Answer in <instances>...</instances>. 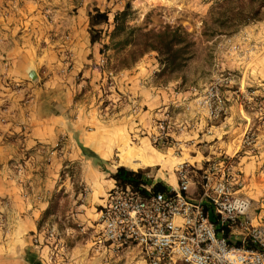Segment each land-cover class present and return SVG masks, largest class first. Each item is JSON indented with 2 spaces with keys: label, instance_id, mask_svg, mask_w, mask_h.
Wrapping results in <instances>:
<instances>
[{
  "label": "crops",
  "instance_id": "crops-1",
  "mask_svg": "<svg viewBox=\"0 0 264 264\" xmlns=\"http://www.w3.org/2000/svg\"><path fill=\"white\" fill-rule=\"evenodd\" d=\"M89 1L0 0V211L14 238L0 241V264H24L12 256L17 253L15 243L22 253L32 251L26 233L39 230L37 219L51 202L52 193H58V215L67 217V202L76 198L74 186L79 184L88 187L82 216L89 215L86 223L93 227L91 250L95 251L92 243L100 228L97 209L114 184L108 173L119 165L129 167L120 158L126 151L147 156L148 164L134 170L161 162L148 155L157 152L148 132L165 106L183 114L176 116L182 129L173 132L181 150L169 158L170 168L182 160L199 162L211 153L237 152L238 168L248 185L254 172L264 168V129L252 146L240 145L251 118L237 101L238 92L248 83V70L241 60L228 63L239 75L233 89L228 85L232 87L222 90L227 115L212 122L192 105L183 109L186 91L175 88L176 77L164 85L153 78L157 70L154 53L145 54L130 68H100L99 43L89 41L86 11L108 3ZM161 1L156 3L176 0ZM29 69L34 79L28 78ZM251 77L255 81L264 78V71ZM107 78L111 86L105 84ZM104 101L110 102L108 111H102ZM59 137L60 151L47 154ZM185 139L188 144L182 143ZM80 145L100 163L83 155ZM67 163L72 174L60 176ZM155 175L165 182L160 169ZM32 256L40 264H53L47 261L44 248Z\"/></svg>",
  "mask_w": 264,
  "mask_h": 264
},
{
  "label": "built area",
  "instance_id": "built-area-1",
  "mask_svg": "<svg viewBox=\"0 0 264 264\" xmlns=\"http://www.w3.org/2000/svg\"><path fill=\"white\" fill-rule=\"evenodd\" d=\"M219 77L202 89L189 87L183 109L192 105L209 120L225 117L221 83L226 78L229 81L231 75ZM106 85H112L111 79ZM260 90L264 95V82ZM245 95L244 89L238 92L240 105ZM258 109H262L261 103ZM173 125L165 106L161 116L153 120L149 140L166 144ZM177 128L181 130L182 125ZM253 138L252 130L245 129L241 147L251 144ZM237 157V152L217 153L203 158L198 166L177 162L173 166L174 186L167 194L152 191L151 184L141 185L145 194L113 184L97 209L100 228L92 243L95 251L115 258L133 250L140 258L135 264H264V204L261 201L251 213V200L239 193L242 172ZM196 184L197 193L189 195L190 185ZM205 205L215 222L208 220Z\"/></svg>",
  "mask_w": 264,
  "mask_h": 264
},
{
  "label": "rangeland",
  "instance_id": "rangeland-1",
  "mask_svg": "<svg viewBox=\"0 0 264 264\" xmlns=\"http://www.w3.org/2000/svg\"><path fill=\"white\" fill-rule=\"evenodd\" d=\"M241 1L246 2V0ZM89 2L93 4L94 1L90 0ZM106 2L109 5L107 4V6L103 8L109 9L120 8L125 2H128L130 10L132 11L131 17L128 21L130 25H140L145 26L146 28H159L167 23L169 25H179L187 34H189L194 43V53L187 61L182 74L176 77L177 82L175 84V88L178 91H186L191 86L196 89H202L205 85L212 82L217 76H220L219 78H224L226 73H230L231 77L229 81L227 78L222 80L221 92L222 90L229 89L232 86L233 89L234 86L237 85L235 82L239 73L236 68L230 67L228 63L231 62V60H241L243 62V66H245L248 70V83L247 85L244 83L245 87L243 89L245 90L246 95L242 98V107L251 117L247 119L245 129L250 128L254 136L253 142L244 147H249L254 144L257 133L261 130L263 131L264 129V122L262 123L264 120V95L260 90L261 83L264 82V78H258V80L255 81L251 77L258 70L262 69L264 71V16L259 20L249 21L239 26L231 33L208 35V30L216 28V23L212 22L211 18L208 16L209 9L215 2H218V4L221 3V0H176L174 2L164 1V3H156L158 0H104V3ZM159 2L163 1L159 0ZM254 4H256V0H254L253 5ZM215 17L219 18L218 15ZM103 28H105L104 25ZM111 53V50L106 51V54ZM148 53L152 54L154 52ZM100 59L104 60V56L100 55L99 60ZM101 65H104V62L101 64L98 61V66ZM156 68L157 70L153 73V78L161 85H164L167 81L172 79L170 78L164 81L163 79L157 78L155 74L158 71V64ZM107 80L108 78L106 79L105 84H107ZM228 85L232 86L228 87ZM238 99L240 98L237 97V101H239ZM260 103L262 106L261 110L258 109ZM109 105L110 102L108 101L102 102V111H106ZM166 107L169 110L171 121L174 123L171 128V138L163 145L153 144L149 140L152 147L157 152L148 155L151 159L156 157V159L161 162L157 165L148 167L145 173L152 179V181H155L157 180V176L155 174L160 169V172L164 175V183L170 187V184L174 186V164L171 168L167 164L170 163L169 158L177 155L176 153H179L181 150L180 146L178 147V145H175L173 132H180L177 126L181 123L178 122L176 116H180L182 112L181 110H175L172 106ZM223 119L224 117H221L210 121L220 122ZM151 125H153V121ZM151 130L152 127L150 131ZM150 131L148 132V135ZM262 140L264 149V137H262ZM188 142L189 139L182 141L183 144H188ZM61 147L62 137H59L57 138L56 144L53 146L52 150H49L47 154H50L53 151L58 153ZM216 154L217 153H211L206 157H212ZM162 160H165V163ZM202 160L203 159H200L198 162L197 159H194L187 162H193L195 166H198ZM65 173L67 176L72 174V170L70 169V165L68 163L67 172ZM245 183L246 182L242 172V184L238 188L239 193L247 196L251 200V213H255V206L259 205L261 201L264 204V168L263 170L262 168H259L254 172L251 184L248 185L247 182L246 185ZM74 187L76 198L71 199L69 203L67 202V217L58 215V198H56L54 200L56 201L54 211L40 222L39 230L33 233H26L29 242L27 247L33 252L30 250L28 251L27 249L22 253L20 252V246L15 243L14 247H16L17 253L12 256L21 259L24 264H27L24 260L26 253L29 255L37 254L38 256L41 249L44 248L46 249L47 261L53 264H60L65 261H67V264L139 263L140 258L133 250L131 252H126L125 255L115 258H104L96 251L91 250L93 227L86 223V218H89V215L82 216V205L85 203V196L87 195L88 187L82 184L75 185ZM197 191V184L195 186L190 185L188 191L189 195H192V192L197 193ZM251 192L253 195H250L252 194ZM49 232H52V236L48 235ZM0 233V241H12L14 239L13 235L10 233L8 220L1 211Z\"/></svg>",
  "mask_w": 264,
  "mask_h": 264
},
{
  "label": "trees",
  "instance_id": "trees-1",
  "mask_svg": "<svg viewBox=\"0 0 264 264\" xmlns=\"http://www.w3.org/2000/svg\"><path fill=\"white\" fill-rule=\"evenodd\" d=\"M221 0V3H214L209 9L208 16L216 23V28L208 30V35L228 34L239 26L253 20H259L264 16V0ZM229 5V6H227ZM130 5L125 2L120 8H98L92 6L86 11L87 31L91 43H99V53L104 56V65L100 68H107L112 71L130 68L139 58L148 52H154L158 71L156 77L168 80L180 76L186 66L187 61L193 56V41L179 25L164 24L159 28L140 25H130L131 17ZM213 15V16H212ZM216 15L219 18L215 17ZM104 25L105 28H102ZM106 38V41L103 39ZM112 53L106 55V51ZM81 153L86 157L94 158L95 163H100L97 156L92 152L79 146ZM97 163V164H98ZM147 168L133 170L126 166H116L108 173L115 185L129 186L145 194L141 185L151 184L152 191H161L167 194L170 187L161 180L152 181L145 176ZM67 169H61L60 176ZM58 193H53L51 202L42 211L39 224L54 211ZM205 213L209 221L215 222L208 206H204ZM216 229H219L216 227ZM238 244V242L236 241ZM248 247V246H247ZM24 260L27 264H40L39 260L29 254H25Z\"/></svg>",
  "mask_w": 264,
  "mask_h": 264
},
{
  "label": "bare ground",
  "instance_id": "bare-ground-1",
  "mask_svg": "<svg viewBox=\"0 0 264 264\" xmlns=\"http://www.w3.org/2000/svg\"><path fill=\"white\" fill-rule=\"evenodd\" d=\"M147 156L143 155V153L138 152L136 154H132L131 151H126L121 153L120 158L124 161L128 166L132 169L137 167H142L148 164ZM181 162V161H180ZM152 165V164H151Z\"/></svg>",
  "mask_w": 264,
  "mask_h": 264
},
{
  "label": "water",
  "instance_id": "water-1",
  "mask_svg": "<svg viewBox=\"0 0 264 264\" xmlns=\"http://www.w3.org/2000/svg\"><path fill=\"white\" fill-rule=\"evenodd\" d=\"M27 75H28V78H30V79H34L35 78V74L33 73L32 69H29L27 71Z\"/></svg>",
  "mask_w": 264,
  "mask_h": 264
}]
</instances>
